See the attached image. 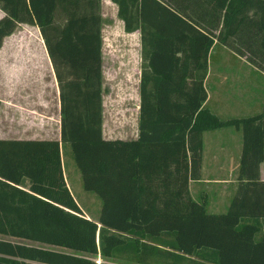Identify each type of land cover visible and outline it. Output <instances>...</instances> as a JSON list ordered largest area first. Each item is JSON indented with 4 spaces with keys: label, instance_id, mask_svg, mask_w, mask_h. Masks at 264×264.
<instances>
[{
    "label": "trees",
    "instance_id": "obj_1",
    "mask_svg": "<svg viewBox=\"0 0 264 264\" xmlns=\"http://www.w3.org/2000/svg\"><path fill=\"white\" fill-rule=\"evenodd\" d=\"M24 1L56 81L59 139H0V235L44 245L0 238V264H264V108L220 119L204 104L215 43L264 70V0H110L140 36L135 139L101 136L100 0ZM222 127L241 146L235 190L212 213L188 182L200 179L202 132ZM65 144L100 201L95 220L65 184Z\"/></svg>",
    "mask_w": 264,
    "mask_h": 264
},
{
    "label": "rangeland",
    "instance_id": "obj_2",
    "mask_svg": "<svg viewBox=\"0 0 264 264\" xmlns=\"http://www.w3.org/2000/svg\"><path fill=\"white\" fill-rule=\"evenodd\" d=\"M4 1L0 0V6ZM7 5L13 6L15 10V16L9 21V32L14 30L15 33L19 34V41L14 44V49L20 52H28V41L31 37L35 38L37 36V29L26 10L25 1L8 0ZM3 11L0 7V20L6 17L5 11ZM99 13L101 16L102 75L101 136L104 139H114L115 137L130 138L135 132L138 105L140 69L138 37L136 32L126 33L123 30L122 22L116 16V7L110 0H100ZM31 48L35 50V58L39 59L42 57L40 48L35 45H32ZM11 52L14 51H7V55L3 52V58L7 59ZM222 60L230 62L229 65H231L223 68L230 71L226 75V77L228 76L225 86L226 90L217 92V95H222L218 97L220 98L218 102L215 103L213 98L207 102L205 106L209 111L220 119H228L250 116L264 108V97L260 107L254 108L255 106H246L243 103V100L247 97V102L249 101L250 105L251 98L259 96L261 89L258 86L262 85L264 87L261 79L263 76L261 72L264 74V70H259L254 65H244L241 62H248L245 56L235 54L229 47L224 48L217 44L215 53L208 57L210 75H208L206 83H204L206 92L212 94L210 87H212V76L215 75H212V73L217 69L215 65L218 62H223ZM20 63L24 66L23 62ZM46 87L49 92L53 89L50 83H47ZM214 105L222 107L221 111L215 112ZM215 109L217 110L218 108ZM201 136L203 147L200 179L216 181H209L208 183L190 181L189 193L193 199L206 198L207 212H223L236 186L235 179L241 146V134L239 130L233 127H222L204 131ZM62 163L69 189L81 207L83 215L95 220L99 213L100 201L94 193L85 191L82 188L79 172L74 165L67 144L62 147ZM257 235L259 233H256L255 237ZM0 238L12 242L44 246L4 235H0ZM77 254L89 257L95 260L96 263L100 261V258L93 257V255ZM107 260L116 264H126L123 259L111 258ZM128 264L135 263L129 262Z\"/></svg>",
    "mask_w": 264,
    "mask_h": 264
},
{
    "label": "crops",
    "instance_id": "obj_3",
    "mask_svg": "<svg viewBox=\"0 0 264 264\" xmlns=\"http://www.w3.org/2000/svg\"><path fill=\"white\" fill-rule=\"evenodd\" d=\"M134 32L137 33L140 51V36L138 30L126 33ZM36 34L37 36L35 38L31 37L28 41V52H20L14 49V44L19 41V34L15 33L14 30L4 35L0 40V139H59V101L57 85L38 29L36 30ZM217 44L218 43H215L210 49L208 57L215 53ZM32 45L40 48V53L42 54L41 58L37 59L34 57L35 50L31 48ZM218 45L226 48V46L222 44ZM7 51H14L15 53L11 52L10 56L4 59L2 53L4 52L7 55ZM222 61L223 62H218L215 65L217 69L212 73V75H215L212 76V87H210L212 94L206 92L205 105H207V102L211 98H213V101L215 100V103L218 102V99H220L218 97L222 95H217V92H224V90H226V80H228V76L226 77V75L230 71L223 68L227 66L230 67L231 65H229L230 62H224L225 60ZM20 62H23L24 66H22ZM139 62L141 63L140 54ZM241 63L244 65L250 64L249 62ZM209 73L210 71L207 63V73L204 83H206V79L208 75H210ZM261 74L263 75L261 78L262 83H264V74L262 72ZM47 83L53 86L51 92L47 90ZM258 88L261 89L259 96L251 98L250 105L246 97L243 100L244 105L255 106L254 108L262 106L264 87L261 85L258 86ZM258 104L260 105L258 106ZM213 108L215 112H220L222 107L214 105ZM215 108L218 109L216 110ZM258 110H260V108H258ZM136 123L137 115L135 124ZM136 135L137 125L135 127V132L130 138H115L135 139ZM63 177L71 193L64 171ZM259 177L264 180V162L259 165ZM209 181L213 182L216 180L199 179L197 182L208 183ZM232 185L234 186V184ZM189 188L190 181L188 182V189ZM74 200L76 201L75 198ZM79 208L81 209L80 206ZM261 227H264V220L261 221Z\"/></svg>",
    "mask_w": 264,
    "mask_h": 264
},
{
    "label": "built area",
    "instance_id": "obj_4",
    "mask_svg": "<svg viewBox=\"0 0 264 264\" xmlns=\"http://www.w3.org/2000/svg\"><path fill=\"white\" fill-rule=\"evenodd\" d=\"M99 261H97V263H98Z\"/></svg>",
    "mask_w": 264,
    "mask_h": 264
}]
</instances>
